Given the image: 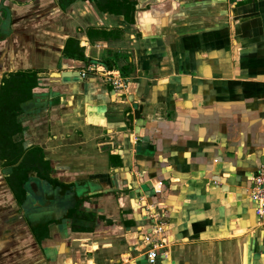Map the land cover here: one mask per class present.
<instances>
[{
	"label": "crops",
	"instance_id": "obj_1",
	"mask_svg": "<svg viewBox=\"0 0 264 264\" xmlns=\"http://www.w3.org/2000/svg\"><path fill=\"white\" fill-rule=\"evenodd\" d=\"M20 72L37 86L13 139L61 198L44 194L39 243L0 160V264H150L154 226L153 264H264V0H0V88Z\"/></svg>",
	"mask_w": 264,
	"mask_h": 264
},
{
	"label": "trees",
	"instance_id": "obj_2",
	"mask_svg": "<svg viewBox=\"0 0 264 264\" xmlns=\"http://www.w3.org/2000/svg\"><path fill=\"white\" fill-rule=\"evenodd\" d=\"M75 52L79 58H85L83 52L78 48L77 41L69 39L66 43V54L75 56ZM106 64L109 68H113L111 64ZM122 73L124 72L122 71ZM36 86L35 74L20 72L10 78H5L0 88V159L4 166L11 167L8 183L19 203L24 200L23 184L28 178V171H37L38 176L51 181L49 177L51 167L44 160L42 149L36 146L25 150L21 142L13 140L14 135L23 130L18 121L20 104L31 98L33 88ZM43 165L45 166L44 172L40 169ZM57 182L56 184H58ZM32 229L36 233L39 243L48 237V226L45 223L33 226Z\"/></svg>",
	"mask_w": 264,
	"mask_h": 264
},
{
	"label": "built area",
	"instance_id": "obj_3",
	"mask_svg": "<svg viewBox=\"0 0 264 264\" xmlns=\"http://www.w3.org/2000/svg\"><path fill=\"white\" fill-rule=\"evenodd\" d=\"M88 73L94 75H101L110 82L115 89L124 87V82L120 73L116 70H109L103 65L91 64L88 66ZM85 75V73H83ZM252 189L250 197L255 205V213L258 218V221L261 225L264 226V166L260 167L256 173L253 174L251 178ZM160 226H154L153 229L144 237V241L151 245L150 249L147 251L146 255L150 264L155 263L156 261V248L161 246V242L152 238L150 233L160 234L162 232Z\"/></svg>",
	"mask_w": 264,
	"mask_h": 264
},
{
	"label": "water",
	"instance_id": "obj_4",
	"mask_svg": "<svg viewBox=\"0 0 264 264\" xmlns=\"http://www.w3.org/2000/svg\"><path fill=\"white\" fill-rule=\"evenodd\" d=\"M54 75L56 77L61 76L63 78H71V77H78V76L80 77L81 73L79 71L78 72L77 71H62L61 73H54ZM65 186H67L66 191L68 190L67 194H69L72 191V189H71L72 186H70V184H65ZM60 188L61 187L57 184L54 185L53 183H51L50 181H48L46 179L38 178V180H34L31 182V188L27 192V196H30V198H32V200H33L32 205L34 207H43V197H44L45 192L48 190L49 191L51 190L53 193V191H55L56 193H53V194H56V199L58 200L59 198H61V195H59ZM65 199H66V197L63 198L64 203L62 206L69 205V202H71V201H72V205H73L72 208H75V206H78V201L75 202L74 199L66 201ZM59 209H60V207L57 206L55 208V211L58 212ZM68 213H69V210L66 213L67 218L69 217ZM48 237H51L50 233H48Z\"/></svg>",
	"mask_w": 264,
	"mask_h": 264
},
{
	"label": "flooded vegetation",
	"instance_id": "obj_5",
	"mask_svg": "<svg viewBox=\"0 0 264 264\" xmlns=\"http://www.w3.org/2000/svg\"><path fill=\"white\" fill-rule=\"evenodd\" d=\"M28 100V99H27ZM26 102V101H25ZM22 105V103L20 104V106ZM21 110V109H20ZM19 114H20V112H19ZM19 114H18V116H19ZM18 121H19V119H18ZM20 122V121H19ZM14 140V139H13ZM14 142H15V140H14ZM21 144H22V142H21ZM25 150H27V149H25ZM1 160V159H0ZM1 164H2V168H3V170H5V169H7L8 170V172L6 173V172H4L5 173V175H6V177H7V179L10 177V174H11V167H8V166H4L3 165V163H2V161H1ZM40 169H41V171H43L44 172V170H45V166L43 165V167H40ZM38 172L37 171H28V178H27V180L25 181V183L23 184V189H24V191H25V195H24V200H23V202L22 203H19L21 206H22V208H23V210L25 211V212H32V213H34L33 214V218L35 219L34 221L36 222L33 226H39V225H44V223L48 226V232H49V225H48V222H45L42 218H40V214H38L39 212H40V210H42V207H34L33 205H32V202H33V200H32V198H30V196H27V192L29 191V189L31 188V182L32 181H34V180H38V178H41L40 176H38V174H37ZM41 179H44V178H41ZM29 198V199H28ZM18 200V199H17ZM18 202H19V200H18ZM30 216V215H29ZM39 218V219H38ZM33 228V227H32ZM34 231V230H33ZM35 234V236H36V238H37V235H36V233H34Z\"/></svg>",
	"mask_w": 264,
	"mask_h": 264
},
{
	"label": "rangeland",
	"instance_id": "obj_6",
	"mask_svg": "<svg viewBox=\"0 0 264 264\" xmlns=\"http://www.w3.org/2000/svg\"><path fill=\"white\" fill-rule=\"evenodd\" d=\"M4 172H6V173H7V172H8V170H7V169H5V170H4ZM4 174H5V173H4Z\"/></svg>",
	"mask_w": 264,
	"mask_h": 264
}]
</instances>
